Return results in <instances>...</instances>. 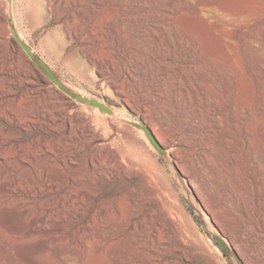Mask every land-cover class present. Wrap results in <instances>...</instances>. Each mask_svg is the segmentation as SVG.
<instances>
[{
  "label": "rangeland",
  "instance_id": "374dc122",
  "mask_svg": "<svg viewBox=\"0 0 264 264\" xmlns=\"http://www.w3.org/2000/svg\"><path fill=\"white\" fill-rule=\"evenodd\" d=\"M62 1L52 0L49 9L47 0H13L19 9L18 20L21 21L18 22L26 44L59 80L111 108L112 113H108L73 97L81 106L91 107V115L102 119L100 130L108 134V141H117L126 151L120 136L123 131H129L143 143L145 157L138 162L137 171L131 169L129 178L98 175L91 180L84 177V163L86 157L96 154L97 150L86 149L77 159L82 177L73 191L81 196L95 195L90 198L91 202L68 201L67 187L33 199L13 198L22 200L20 205L29 209L28 215L20 210L12 212L21 228L29 226L32 216L57 200L63 199L64 204L50 211L46 222L37 224L38 232L28 242L20 236L8 235L3 228L1 235L5 234L7 239L10 236L9 240L15 243L27 242L26 250L33 256V264H131L129 256L119 257V260L114 252L111 254L110 248L99 249L102 231L97 213L99 204L103 200H116L132 189L136 196L162 187L167 190L168 203L157 212L155 221L172 218L178 224L188 258L179 252L162 253L155 264L170 261L175 264H263L264 154L255 140L259 137L258 126L264 127V78L256 77L255 62L264 63V43L258 44L254 37L264 30L261 29L264 28V0H207L206 3L177 0L186 7L177 8L172 20L166 21L158 32L155 30L165 44L163 49H158L148 36L135 41L133 27L116 19L111 20L109 27L96 32L102 36L101 42L88 38L87 28L78 37L71 38L66 28L74 24L70 16L73 10L65 11ZM109 1L116 6L101 0L95 4L97 14L90 12L87 3L80 5L90 13L94 28L103 27L118 5L132 19L160 9L148 0H140L142 7L137 0ZM106 6L110 12L106 11ZM75 13L76 22L83 23L78 12ZM201 28L209 33L212 43L209 48L204 49L193 41ZM176 33L190 42L189 51L174 47L171 36ZM23 51L24 55L20 54L10 42L0 47V86H3L0 87V114L17 110L22 101L33 100V96H29L33 93L28 80H40L42 71L26 50ZM88 52L96 62L87 56ZM25 56L33 64H29ZM232 80L254 83L255 89L250 95L253 101L249 97L252 108L236 111L237 87ZM5 90L14 96L18 94L17 98L22 101L4 100ZM22 90L29 98H23ZM212 91H216L219 98L215 102L209 97ZM251 116L255 117L256 129L250 128ZM143 120L148 130L157 131L168 143L164 154L153 145ZM6 125L0 121V130ZM8 128L16 131L17 141L27 149L34 147L31 141L36 136L41 135L43 139L50 136L45 124L40 123L12 124ZM7 149V165H0L2 176L13 178L19 186L32 184L30 172L21 168L13 155L16 149L12 146ZM173 154L176 164L171 158ZM43 161L44 157L37 161V171ZM176 166L184 170V176L177 172ZM9 168L15 171H8ZM189 177L204 192L203 197L215 212L218 226L192 194ZM49 178L64 182L65 174L61 168L54 167ZM15 201L8 205L9 201L5 204L0 199L9 209L14 208ZM155 208L158 207L153 202L145 214ZM0 250V264H10L7 251ZM12 264L28 263L17 257Z\"/></svg>",
  "mask_w": 264,
  "mask_h": 264
},
{
  "label": "bare ground",
  "instance_id": "6f19581e",
  "mask_svg": "<svg viewBox=\"0 0 264 264\" xmlns=\"http://www.w3.org/2000/svg\"><path fill=\"white\" fill-rule=\"evenodd\" d=\"M100 1L101 0L62 1V8L65 11L69 9L73 10L70 13V16L72 17L74 24L72 26L67 25L66 28L69 37H78L84 28H87V37H94L97 42H101L102 36L96 35V32H101L103 28L109 27L111 20L116 19L121 23L126 21L133 27L135 41L147 38L148 36V38L150 37V39H153V41L156 42L158 49H163L165 44L163 43L161 36L158 35V30L166 21L168 22L172 20V15L177 8L180 6L183 8L186 7L184 4H179L177 0H148L150 3L158 5L160 9L157 12L141 14L139 18L132 19L131 15H127L125 13L126 11H123L122 9V11L120 10V7H118L119 3L117 4L118 6L114 8L116 5L112 2L115 5L111 8H114V12L112 14L109 13L110 15H108L103 27L94 28V22L91 20L90 13L88 14L85 12V10L80 7V5L82 3H87L88 8L91 10L90 12L94 13L97 9L95 4ZM114 1L117 3L118 0ZM137 1L142 7L143 5L141 4V1ZM198 1L202 3L208 2L207 0ZM47 2L48 8L51 9L52 0H47ZM109 2L110 1L108 0V3ZM17 3L15 4L18 5ZM112 3L110 2V6H112ZM107 7L109 8V6H106V8ZM17 8L18 7L14 5L13 0H9V3H7L5 0H0V47L10 42L14 49L18 50L20 54H23V49H25L28 55L33 59L34 64L41 69L42 74H40V80H28L32 90L31 93H33V95L29 94V96H33V98H31L33 99L31 102L23 103L22 99L17 98L18 94L14 96V94L10 92L11 89L10 91L5 90L3 93L2 97L4 100L7 98H17L18 101L21 100L22 103H19V106L16 107L18 108L17 110L14 111L13 109L11 111L9 106L7 108H9L11 112L0 114V121H3L7 124L6 128L3 127L2 130H0V165H7L6 149H9L11 146L14 147L16 150H14L15 152L13 155L20 163V167L30 172V183L32 184H23L20 186L16 185L13 178H8L7 176L3 177L2 171L0 169V199L5 204L7 201H9V205L10 200H13V198L16 197V199H33L40 196L41 194H49L51 192L60 190L63 187H67L68 201H81L90 203V198L94 197L95 195L90 194L81 196L77 195V193L73 191L74 185L82 177V175L79 174L80 169L78 167V156L89 148H94L97 150L96 154H90L86 157L84 163L86 174L84 177H88L91 180L98 175H106L108 177L118 175L121 178H129L131 175V169L137 171V169L140 168V163L138 162H141V159L145 157V148L138 137L126 130L123 131L120 136V140L125 143L127 148L126 151L118 146L117 141H108V134L100 130V124L103 122L102 119L91 115L92 108L87 105L81 106L75 101L73 97H79L81 98V101L95 106L92 102L94 99L88 96L83 90L76 87L74 88L64 83V81L59 80L54 74L52 76L47 74L45 71L44 62L26 44V41L22 35L23 33H21L22 31L21 25L19 24L20 22H18L21 20H18L19 9L17 10ZM108 8L106 11H108ZM75 12H78V15L81 16L83 23L76 22L77 17ZM108 12H110V9ZM95 13L97 14V12ZM259 23L261 24L262 22ZM258 28H261V26ZM261 29L263 30L264 28ZM155 30H157V32ZM263 31L262 34L257 33L258 35L254 37L260 45L264 43ZM208 34L209 33H207L205 29H198L196 39L194 38L195 40L193 41L197 42L196 44L204 49L209 48L212 43L210 44L209 42L210 37ZM171 42L175 48L178 47L181 49L183 47L184 51H189L191 46L190 42L184 41V38L178 33H176L174 36H171ZM220 47L221 46H219V48ZM87 56L90 57L93 62L95 61L90 52L87 53ZM24 59L27 60L29 64L32 63L29 57L25 56ZM255 72H257L256 77L261 79L264 78V63H262L261 60L255 62ZM232 82H234L237 87V99L235 103L237 108L236 111L239 110L240 112H244L247 109L252 108L253 105H251L250 102L253 101V99L250 95H253V91L255 89L254 83L246 81L248 82L247 84L244 82V80H232L231 83ZM5 86L8 87V85H4V87ZM4 89L5 88L1 90ZM209 95V97H211V101L213 102L219 99L217 98L216 91H212V93L210 92ZM25 97L27 96H24L23 98L25 99ZM249 97L252 99L250 102ZM7 102L8 101H6V103ZM11 102H13V100H11ZM1 104L2 103H0V106ZM105 106L109 109V111L106 112L112 113L111 108H109L107 105ZM254 111H251L252 114H254ZM113 113L116 112L113 110ZM243 115H245V113ZM253 118L255 117H252L250 128H255V122ZM143 122L145 124L144 128L149 135V138H151L153 141V145L158 150V152L164 154V152L167 151L166 149L168 148V143L162 140L157 131L154 132V130L151 128L148 130V124H146L145 120H143ZM25 123L45 124L47 131L50 133L49 138L46 136L43 139L41 135H38L35 137V139L33 138V141L30 140L33 142L34 147L31 143L30 145L33 148L27 149L24 144L17 141L18 136H16V131L8 128L12 124ZM114 128L117 130V127L114 126ZM257 133L259 137L256 139L257 141L255 140V142L257 148L264 154V127L258 126ZM43 157L44 161L39 166V171H37V161ZM171 158L176 164V155L173 154ZM54 167L62 169L63 173L65 174L64 182L55 181L49 178L50 171ZM176 168L178 170L177 172L181 176H184V170L178 166H176ZM8 171H15V169L9 168ZM193 180L191 177H189V187L192 194L199 201L213 223L218 226L219 222L215 216V212L210 209L208 205L209 203L206 202L203 197L204 192L202 193L201 190L196 187V184H193L195 183L192 182ZM151 182L152 180L149 179L150 184ZM132 190L121 197L118 196L119 198L116 200H103L99 204L97 213L100 217L99 224L102 230L100 231L101 245L99 249H101V247L110 248L111 251L113 250L111 254L114 252L118 258H125L126 256H129V262L131 261V264H155L162 253L170 252H179L184 258L187 259L188 256L185 253L186 245L183 241V233L180 231L178 224L172 218L159 222L155 221L154 218L155 215H157V212L161 210V207L168 203L167 190L160 187L157 188V190H152L153 192L149 191L147 193H140L136 196H133L134 191ZM13 201H15V199ZM13 201H11V203H13ZM20 201H15L16 205H13L15 204L13 203L12 205L14 208H11L10 206L11 209H9V207H4V203H0V229H5L8 232V235L10 233L12 237L20 236V238L22 237L28 239L27 242L30 240L29 238L38 232L37 224L46 222L49 217L48 213L59 208L61 204H64L63 199L57 200L55 203H52L45 209L41 210L37 216H32L30 219L31 224L29 226H23V228H21V226L17 224V219H15V216L12 212L13 210H20L22 214L28 215L29 209L25 206H21ZM153 202H156L158 208H155L145 214V211ZM2 235L0 233V248L7 251V257L10 259L8 263L10 262V264H12V261L15 260V258L20 257L24 260V262L33 264V256L32 254L30 255L26 250V240H24L26 243H15L13 238V241L9 240L10 236L7 239L4 237L5 234L3 236ZM17 246L18 248H16ZM5 260L7 262V259ZM165 264H175V262L170 261Z\"/></svg>",
  "mask_w": 264,
  "mask_h": 264
},
{
  "label": "water",
  "instance_id": "95a60500",
  "mask_svg": "<svg viewBox=\"0 0 264 264\" xmlns=\"http://www.w3.org/2000/svg\"><path fill=\"white\" fill-rule=\"evenodd\" d=\"M45 71H46V73L47 74H49V75H53V73L51 72V70L45 65ZM79 100H81V98H79V97H77ZM93 102V104L95 105V106H98V107H100V108H102L103 110H105V111H109V109L103 104V103H101V102H99V101H96V100H93L92 101Z\"/></svg>",
  "mask_w": 264,
  "mask_h": 264
}]
</instances>
